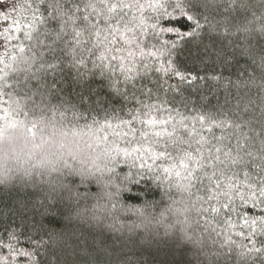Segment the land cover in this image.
Returning <instances> with one entry per match:
<instances>
[{"label": "snow or ice", "instance_id": "snow-or-ice-1", "mask_svg": "<svg viewBox=\"0 0 264 264\" xmlns=\"http://www.w3.org/2000/svg\"><path fill=\"white\" fill-rule=\"evenodd\" d=\"M0 40V120L21 92L91 114L129 185L180 193L183 218L165 235L192 245L197 264H264V0H0ZM209 80L223 102L189 109L183 90ZM11 211L0 264H64L86 244L58 238L27 205Z\"/></svg>", "mask_w": 264, "mask_h": 264}, {"label": "trees", "instance_id": "trees-1", "mask_svg": "<svg viewBox=\"0 0 264 264\" xmlns=\"http://www.w3.org/2000/svg\"><path fill=\"white\" fill-rule=\"evenodd\" d=\"M239 63L249 64V70L260 75V69L245 58ZM182 67L198 76H207L214 68L211 64ZM68 71L72 76L76 73V69ZM81 72L87 77L85 69ZM183 91L189 109L201 103L212 107L217 96L223 102V88L210 80L196 91ZM17 98L9 118L0 124V143L16 142L5 170L7 178L0 176V230L13 222L11 210L21 211L27 205L37 211L38 220L43 214L44 224L58 238L86 241L74 256H66L64 264H197L192 245L178 242L171 233L165 235V226L182 219L186 207L174 186L156 181L129 185L127 165L113 160L98 140L103 133L97 132L91 114L85 120L55 101L30 93L21 92ZM102 115L97 113L98 118ZM33 125L34 134L27 131ZM49 198L57 202L52 204ZM202 239L211 247L206 233Z\"/></svg>", "mask_w": 264, "mask_h": 264}, {"label": "clouds", "instance_id": "clouds-1", "mask_svg": "<svg viewBox=\"0 0 264 264\" xmlns=\"http://www.w3.org/2000/svg\"><path fill=\"white\" fill-rule=\"evenodd\" d=\"M16 145L15 140L9 142L8 140L0 143V176L6 179V169L9 167L11 160L13 159V148ZM3 179H0V185H3ZM129 210H132L131 208ZM78 218L77 216H73Z\"/></svg>", "mask_w": 264, "mask_h": 264}, {"label": "rangeland", "instance_id": "rangeland-1", "mask_svg": "<svg viewBox=\"0 0 264 264\" xmlns=\"http://www.w3.org/2000/svg\"><path fill=\"white\" fill-rule=\"evenodd\" d=\"M3 44H4L3 40H0V53L4 51ZM2 114H3V113L0 112V115H2ZM2 121H3V120H0V124H1Z\"/></svg>", "mask_w": 264, "mask_h": 264}]
</instances>
